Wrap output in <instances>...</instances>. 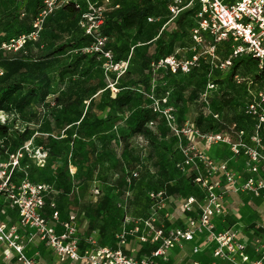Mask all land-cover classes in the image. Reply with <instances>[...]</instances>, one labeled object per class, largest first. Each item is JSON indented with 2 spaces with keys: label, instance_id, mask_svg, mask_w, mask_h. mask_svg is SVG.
<instances>
[{
  "label": "rangeland",
  "instance_id": "rangeland-1",
  "mask_svg": "<svg viewBox=\"0 0 264 264\" xmlns=\"http://www.w3.org/2000/svg\"><path fill=\"white\" fill-rule=\"evenodd\" d=\"M21 1L0 0V7L10 8ZM68 1H45L46 10H43L35 21V27L36 23L39 25L38 30L26 36L17 34L15 27L9 29L4 33L5 38L8 39L4 48L16 51L25 39L32 41L41 39L43 46L54 43L53 38L39 34L41 24L45 16L51 11L61 9ZM74 1L81 6L82 27L87 30L97 24V18L101 15L100 8L104 11L102 16H105L108 7L114 3L140 0ZM155 3L161 16L153 21L164 26L165 20L175 18L172 17L166 0H156ZM197 25L198 21L195 17L193 26H188L191 39L187 40L185 47L177 50L175 59L177 62H184L196 54L210 66L206 81L203 77L199 81L198 78L193 80V83L199 82L198 98L190 99L188 90L191 81L187 76L178 75L171 79L169 90L165 96L162 95V100L156 93L155 81L150 89L149 98L152 105L159 110L161 117L158 124L152 126L154 131L158 130L160 125L166 127L169 135L165 138L158 135L154 140H150L142 136H127L129 144L126 147L119 136L125 117L114 112H110L103 120L91 122L89 132L84 138L78 135L70 136L69 131L72 128L57 126L54 116L50 114L56 108L53 97L59 93L58 87L54 88L53 95L49 99L52 108L47 114L42 113L37 105H33L23 116H17L14 121L13 116L0 110V123L10 128V133L18 146L14 154L9 152V149L4 152L1 150V147L4 148V142L0 138V167L12 172V186H7L4 191V200L12 205L14 200L12 195L23 193L28 186L45 185L46 205L42 212L50 219L52 211L59 210L57 226L61 229L60 223L68 220L71 214L76 216L77 211L86 206L92 208L98 205L100 199L108 195L111 198L110 211L114 216L110 226L113 229L117 228L118 234L126 232L125 248L139 246L147 249L152 244L139 239V236L148 233L146 222L154 219L156 224L164 222L168 225L167 215L173 214V217L177 218L183 213L187 214L188 212H183V207L192 200L195 202L191 205L192 211L189 216L193 213L196 215L200 206L206 202L209 194L208 185L214 184L215 188L212 191L222 193L224 200L227 196H233L230 193L232 191L238 198L246 197L245 194L242 195L244 192L251 193L240 189L234 190V187L242 186L243 179L237 178L233 186L225 172L218 170V167L227 162L229 172L240 173L242 177H247L248 173V176L251 175L250 158L243 150L240 154H236L233 146H239L240 142L247 145L254 144L250 137L256 128L254 124L256 119L254 115L247 114V106L255 100L258 92L264 91V64L261 66L247 56L233 59L231 65L225 64L231 58L234 43L229 41L217 45L211 55L207 52L213 45L211 35L204 33L203 41L200 43L192 37L191 30ZM123 39L129 44V51L124 53L127 59L118 60L115 53H111L110 56L97 55L98 65L92 68L94 77H103L111 87L112 95L117 93L116 81L127 71L130 56L135 51V43L139 45L141 37L135 31H131L124 33ZM94 52L96 50L92 53ZM71 53L72 51L66 52L61 56V61H66ZM241 59L239 63L241 66L230 81L229 73L234 64ZM178 95L183 99L176 101ZM99 97V93L93 96L95 99ZM227 99H231L228 104L225 103ZM177 104H180L181 108H178ZM81 109L85 114L89 109V101H86ZM57 112L54 110L55 115ZM33 113H40V116L35 118L32 116ZM241 114L247 115L246 117L250 118L253 124L250 122V125L246 126L250 136L245 133L239 138L237 133L239 126L234 127L233 121L241 117ZM197 115L212 120L216 130L203 132L193 122ZM94 117L95 115L92 116V120ZM241 121L239 119L236 122L239 124ZM262 133L264 134V131H261ZM48 150L51 151L48 153ZM75 160L80 163V168L75 166L73 162ZM67 163L69 174L74 180L68 189L66 188L68 182H64L65 176L63 179L57 178L58 170L64 171ZM119 174L131 179L125 192L113 190L112 185ZM193 176L201 178V181L193 180ZM170 183L180 187V197H173L166 192L165 185ZM61 190L64 193L63 199L57 198V201L50 199L53 194L61 193ZM53 202L54 206H52ZM260 210L264 213V207ZM128 219L130 221H127ZM136 225L139 226L138 232L133 231ZM236 227L239 230V227ZM111 238V235L107 236V239L116 245L115 241L119 238L115 236L112 238L114 241ZM130 254L137 257L138 253L132 251ZM28 257L38 261L34 257Z\"/></svg>",
  "mask_w": 264,
  "mask_h": 264
},
{
  "label": "trees",
  "instance_id": "trees-1",
  "mask_svg": "<svg viewBox=\"0 0 264 264\" xmlns=\"http://www.w3.org/2000/svg\"><path fill=\"white\" fill-rule=\"evenodd\" d=\"M45 1L22 0L18 5L10 8L0 7V110L13 116L14 121L17 116H23L33 105H37L42 113L47 114L52 108L49 99L53 95L54 88L58 87L59 93L53 97L56 103L54 110L58 112L55 115L53 110L50 114L54 116L57 126L72 128L69 131L70 136L78 135L84 138L89 132V124L96 120H103L109 116L110 112L120 113L125 117L119 136L126 147L129 144L127 136H142L150 140H154L158 135L164 138L168 136L169 132L163 125H160L156 131L152 126L157 125L161 117L159 110L152 105L149 98L150 89L155 81L156 93L162 100L169 90L168 85H171V79L178 75L187 76L191 81L188 90L190 99L198 98L200 90L198 81L201 77L206 81L210 71L206 61L199 56L198 66H194L188 74H182L179 69L173 71L168 63L161 61H165L170 56L175 57L177 50L185 47L187 40L191 39L188 26H193L195 15L200 7L199 0H196L192 7L184 9L174 19L170 18V23H168L170 19L165 20L164 22L167 23L165 26L153 21L161 16L156 0L114 3L105 12L103 22L91 33H87L86 28L82 27L81 6L74 0H70L61 9L51 11L43 18L39 34L53 38L54 43L43 46L41 39L36 41L25 39L23 45L16 51L4 48V44L8 42L4 33L9 29L15 27L17 34L26 36L38 30L39 26L35 27V21L42 11L46 10ZM171 1L166 0L168 7ZM131 31L140 35V44L135 43V51L130 56L129 67L116 81L117 93L112 95L111 87L103 77H94L92 68L98 65L97 55L102 56L105 52L115 53L118 60L127 59L124 53L129 51V44L123 39V34ZM97 35L107 38L101 46V51L94 53L84 51L96 42ZM226 42L229 43V40L224 43ZM68 51H72L69 58L64 62L61 61V56ZM241 61L242 59L232 67L229 73L230 81L239 70ZM196 78L198 81L193 83ZM97 93H99V99L93 98ZM179 99L183 97L178 95L176 101ZM86 101H89V109L83 114L81 106ZM230 101L231 99H227L225 103L228 104ZM177 107L181 108V105L177 104ZM32 116L38 118L40 113H33ZM246 116L241 114V117H235L236 121L242 120L239 124L236 121L233 122H235L234 127L239 126L237 133L244 131L247 136H250L246 126L250 125V122L253 124V121ZM193 122L203 132L216 130L212 120L204 119L203 115L194 117ZM254 124L256 125V122ZM9 129L6 124L0 123V138L4 142V148L1 147V150L5 152L9 149L8 151L14 154L18 146ZM262 138L264 141L263 133ZM73 162L78 168L81 167L77 160ZM57 176L58 179H63L65 176L64 182H68L67 189L70 184H73L74 180L69 174L68 163L64 171L58 170ZM192 179L195 180L196 176ZM130 180L123 174H119L112 185L113 190L125 192ZM165 188L169 195L181 196L180 187L170 183L165 185ZM62 194L64 193L61 190V193L53 194L50 199L54 201H57V198L63 199ZM99 202L92 208L86 206L77 211L75 216L81 251L92 247L90 239L96 240L97 247L117 248L119 246V240L115 241L116 245H114L107 239L109 235L112 238L118 235V229L110 226L114 217L110 211L111 198L105 195ZM84 222H87L88 226L81 234L80 226ZM167 223L171 225V222ZM155 247V245H149L147 249H141L137 257L150 254ZM124 250L129 253L125 247Z\"/></svg>",
  "mask_w": 264,
  "mask_h": 264
},
{
  "label": "built area",
  "instance_id": "built-area-1",
  "mask_svg": "<svg viewBox=\"0 0 264 264\" xmlns=\"http://www.w3.org/2000/svg\"><path fill=\"white\" fill-rule=\"evenodd\" d=\"M199 1L201 11L198 25L192 29L193 39L200 43L203 41L204 33L211 35L213 45L207 51L211 55L217 45L229 40L234 43V46L231 49V58L225 64L231 65L233 59L240 56H251L262 66L264 64V0ZM185 6L186 0H172L169 6L172 17L179 15ZM100 10L101 15L97 18V24L87 29V33H91L103 22L104 11L102 8ZM37 26L39 25L36 23ZM106 40V37L98 36L96 42L86 48V52L101 51V46ZM104 54L111 55L110 52ZM161 62L168 63L173 71L179 69L182 74H188L194 66H198L199 57L194 55L189 60L177 62L174 56H170ZM247 108V114L254 115L256 119V128L250 137L254 144L247 145L240 142L239 146L233 147L236 154H240L243 150L250 158L251 175L242 177L240 173L229 172L227 162L220 164L218 170L225 172L232 185L236 183L237 178L243 179L242 186L234 187V190L249 191L264 199V176L260 174L261 166H264V145L261 134L264 130V91L258 92L255 100ZM244 135V131H239V138ZM11 178L12 172L0 167V194L4 195L7 186H12ZM196 179L201 181L199 177ZM214 188V184L208 185L209 194L206 202L200 206L196 215L193 213L189 216L192 211L191 205L195 201L185 204L183 212L189 214L183 226L172 224L173 214L167 215V221L171 222V225H166L164 222L156 224L154 219L147 221L148 233L139 236V239L156 247L150 254L136 257L124 250L126 232L117 235L119 238L117 248L97 247L96 240L90 239L92 247L81 251L76 217L71 215L68 220L61 222L62 231L59 232L56 228L59 222V211L53 210L50 219L46 218L42 212L46 205V186L42 184L28 186L23 193L12 195L14 198L12 206L19 210V223L10 225L0 222V245L17 252L22 264H40L39 261L26 255L24 241L26 237L28 242L36 244L45 242L54 249L60 261L69 260V264H168L170 252L175 247L183 245L184 242H193L198 235H201L208 243L213 244V258L204 263L195 259L190 264H264V233L257 235L254 239L253 246L257 256L252 258L247 250L248 245L239 238L237 227L221 230L217 228L215 219L225 218L227 213L223 194L212 191ZM54 205L52 203V206ZM256 226L264 230V218L258 221ZM133 231L138 232L139 226L136 225ZM200 250L198 245L193 248L194 253H199Z\"/></svg>",
  "mask_w": 264,
  "mask_h": 264
},
{
  "label": "crops",
  "instance_id": "crops-1",
  "mask_svg": "<svg viewBox=\"0 0 264 264\" xmlns=\"http://www.w3.org/2000/svg\"><path fill=\"white\" fill-rule=\"evenodd\" d=\"M196 0L190 1L186 0V6L192 7ZM200 2V1H199ZM169 8V7H168ZM183 9V10H184ZM182 10V11H183ZM201 11L200 7L195 15L197 21L199 22V13ZM174 19V18H171ZM171 19L168 23L171 22ZM167 23L164 24V26ZM193 29V28H192ZM192 33V30H191ZM260 174L264 176V166H261ZM249 175V173H248ZM247 175V176H248ZM246 177V176H244ZM233 196H227L225 198L224 207L227 213L225 218H216L215 223L218 229L230 228V227H239V238L242 242L248 245V253L252 258L257 256V253L254 251V239L257 235L264 233V230L257 228L256 224L258 221L264 218V213L260 210L261 207H264V199L258 197L252 193L244 192L246 197L239 198L230 192ZM19 210L17 207H14L8 204L4 200V195H0V222H5L7 224H17L19 223ZM188 214H181L177 218L172 220L173 225L183 226L187 222ZM88 226L87 222H84L80 226L81 234L86 231ZM56 228L59 232L62 231L59 226L56 225ZM241 233V234H240ZM25 253L27 256L36 258L40 264H69V260L62 262L59 260L56 252L53 248L48 246L45 242H40L39 244L28 242V238H25ZM198 245L200 247L199 253H194V246ZM143 248L138 247H128L129 253L132 251L139 254L140 250ZM146 249V248H145ZM144 250V249H143ZM148 254H143L145 256ZM213 258V244L208 243L205 240L204 236L198 235L193 242H184L183 245L175 247L170 252V260L168 264H190L192 260L198 259L203 263L211 260ZM0 264H22L18 259V253L7 249L5 246L0 245ZM81 264V263H78Z\"/></svg>",
  "mask_w": 264,
  "mask_h": 264
}]
</instances>
